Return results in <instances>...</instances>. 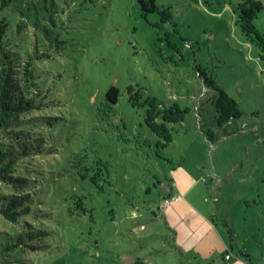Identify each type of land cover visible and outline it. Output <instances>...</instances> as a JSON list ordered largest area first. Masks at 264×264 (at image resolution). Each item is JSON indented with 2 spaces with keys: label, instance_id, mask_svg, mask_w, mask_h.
I'll list each match as a JSON object with an SVG mask.
<instances>
[{
  "label": "rangeland",
  "instance_id": "rangeland-1",
  "mask_svg": "<svg viewBox=\"0 0 264 264\" xmlns=\"http://www.w3.org/2000/svg\"><path fill=\"white\" fill-rule=\"evenodd\" d=\"M239 1L0 0L11 50L45 54L48 100L25 115L38 150L23 159L41 185L23 226L44 232L4 251L21 221L0 213V264H264V0L250 20ZM204 77L238 117L217 125ZM169 184L189 207L162 205Z\"/></svg>",
  "mask_w": 264,
  "mask_h": 264
},
{
  "label": "trees",
  "instance_id": "trees-1",
  "mask_svg": "<svg viewBox=\"0 0 264 264\" xmlns=\"http://www.w3.org/2000/svg\"><path fill=\"white\" fill-rule=\"evenodd\" d=\"M142 12L153 11L156 7L155 0H137ZM260 0H241L237 3V9L241 19H252L256 11L261 9ZM7 22L0 18V182L11 186L20 194L0 193V213L13 223L19 222L20 229L16 230V240L3 247L4 251L17 247L21 243V237L28 238L40 236L44 230L34 226H23L27 217L36 215L35 206L38 201L41 185H34V179L27 174L25 162L32 153L38 150V139L27 127L39 117L28 118L30 112L40 110L47 105V94L41 93L35 76V60L42 54H28L21 56L11 50L10 45L4 39L6 35ZM19 26V25H18ZM204 82L211 85L215 90L211 102L216 112L215 121L217 125L229 123L241 113L237 101L225 89L219 86L213 79L204 77ZM119 90L115 85H110L104 93L105 103L112 108L117 102ZM211 136L210 131L207 132ZM11 141V143L7 142ZM13 141V142H12ZM35 143V145H34ZM91 183L100 187L94 175H88ZM36 187H40L36 190ZM171 184L167 193L171 192ZM165 198V197H164ZM34 230H32V228ZM38 245H32L37 247ZM249 261L248 254L238 251L236 254ZM229 258V257H228ZM130 264H143L136 259Z\"/></svg>",
  "mask_w": 264,
  "mask_h": 264
},
{
  "label": "crops",
  "instance_id": "crops-1",
  "mask_svg": "<svg viewBox=\"0 0 264 264\" xmlns=\"http://www.w3.org/2000/svg\"><path fill=\"white\" fill-rule=\"evenodd\" d=\"M171 192L173 193H177L173 188L171 189ZM188 191H181L182 193V196L178 197L177 200H174L173 203L171 204V207H172V210L171 212L174 213V210H183L184 208H187L189 207V204L187 202V200L184 198V196H186V193ZM228 254V253H225V255ZM225 259L227 261H229L228 264H252L250 261H246L245 259H243L242 257H239L237 256L236 254L234 256L230 255L229 258H226Z\"/></svg>",
  "mask_w": 264,
  "mask_h": 264
},
{
  "label": "built area",
  "instance_id": "built-area-1",
  "mask_svg": "<svg viewBox=\"0 0 264 264\" xmlns=\"http://www.w3.org/2000/svg\"><path fill=\"white\" fill-rule=\"evenodd\" d=\"M177 199H178V195L176 193L170 192L168 193L167 197L163 198L162 205H168L170 202ZM225 257L228 258L229 254H226Z\"/></svg>",
  "mask_w": 264,
  "mask_h": 264
}]
</instances>
